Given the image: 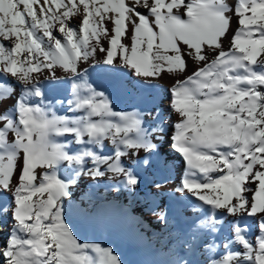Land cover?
Returning a JSON list of instances; mask_svg holds the SVG:
<instances>
[{
    "label": "snow or ice",
    "instance_id": "1",
    "mask_svg": "<svg viewBox=\"0 0 264 264\" xmlns=\"http://www.w3.org/2000/svg\"><path fill=\"white\" fill-rule=\"evenodd\" d=\"M165 76L166 108L117 110L100 82ZM9 100L0 264H124L81 222L143 214L139 197L167 230L151 264H264V0H0ZM164 137L184 166L171 192Z\"/></svg>",
    "mask_w": 264,
    "mask_h": 264
},
{
    "label": "bare ground",
    "instance_id": "2",
    "mask_svg": "<svg viewBox=\"0 0 264 264\" xmlns=\"http://www.w3.org/2000/svg\"><path fill=\"white\" fill-rule=\"evenodd\" d=\"M235 27V24H233ZM95 76V74H94ZM126 79V78H125ZM101 83L108 87L113 99L114 107L117 110H129L133 106H145L151 103L159 104L163 101V107H167L168 104V89L172 84V80L165 76L163 79L156 80L157 87L152 89H144L140 87H132L129 85L128 88H117L113 86V83L109 79L100 80ZM57 99L62 96H57ZM13 101L9 100L7 103L0 107H10ZM57 110L60 114H63L64 109L61 106H57ZM176 117L173 115L172 120ZM170 134L171 130L168 129ZM161 147V159L172 157L170 160V167L172 168L171 179L169 180V188L167 191L171 192L174 190L176 183L178 182L177 177L183 175V163L178 162L172 153L168 139L166 137L160 140ZM77 194L81 193V189H76ZM109 200H112L111 195L108 196ZM133 198L124 197L120 198L119 203L126 204ZM141 203H132V208H143V214L140 212H133L131 217H125L120 214H111L105 218L94 222H81V234L83 229H88L87 225H90L96 230L97 237L94 238L97 242H104L105 245L112 246L118 251L124 264H131L132 259L135 256V250L140 252V264H151L154 260L159 259L157 250L163 247L168 240L167 230L162 229L158 225L156 217L151 215L147 208L143 207V197L138 198ZM166 203L171 204L172 199L170 196L163 198ZM188 207L187 202H180L173 205V227H177L179 222H182L184 217L185 209ZM3 237L0 236V242Z\"/></svg>",
    "mask_w": 264,
    "mask_h": 264
},
{
    "label": "rangeland",
    "instance_id": "3",
    "mask_svg": "<svg viewBox=\"0 0 264 264\" xmlns=\"http://www.w3.org/2000/svg\"><path fill=\"white\" fill-rule=\"evenodd\" d=\"M88 229H83L82 232L84 235H86L87 237H89L90 239H93L97 237V233L96 230L94 228H92L90 225H87ZM102 244L104 242H101ZM135 250V256L131 261V264H140V252L137 249Z\"/></svg>",
    "mask_w": 264,
    "mask_h": 264
}]
</instances>
